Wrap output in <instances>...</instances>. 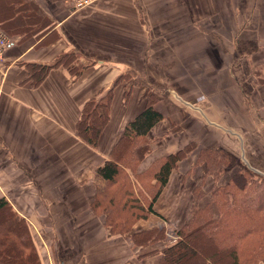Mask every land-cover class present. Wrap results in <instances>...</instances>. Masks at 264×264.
Masks as SVG:
<instances>
[{
  "label": "crops",
  "instance_id": "obj_1",
  "mask_svg": "<svg viewBox=\"0 0 264 264\" xmlns=\"http://www.w3.org/2000/svg\"><path fill=\"white\" fill-rule=\"evenodd\" d=\"M21 2L1 14L12 42L0 76V197L29 222L41 264H160L162 253L144 256L148 248L111 232L93 207L107 186L97 168L148 92L163 119L147 135L141 168L190 142L197 148L156 200L160 215L137 220L134 232L181 227L197 186L207 203L215 180L195 165L200 148L226 149L264 174V80L255 73L264 77V0H100L81 10L33 0L32 23ZM110 88L111 118L94 148L77 121Z\"/></svg>",
  "mask_w": 264,
  "mask_h": 264
},
{
  "label": "trees",
  "instance_id": "obj_2",
  "mask_svg": "<svg viewBox=\"0 0 264 264\" xmlns=\"http://www.w3.org/2000/svg\"><path fill=\"white\" fill-rule=\"evenodd\" d=\"M8 1L11 2L5 0L0 4L1 27V14L12 9L7 6ZM28 3L36 9L39 5L33 0L20 3L24 7V19L32 23L33 9L29 10ZM75 53L72 54L76 56ZM62 62L60 59L56 63ZM33 67L37 68V65ZM83 67V64H75V73ZM46 70L47 66H44L41 71ZM255 73L258 76L256 82H262L264 77L260 70ZM40 79L38 77L37 82ZM112 97V88L92 97L84 104L77 121L80 138L94 148L98 147L111 118ZM146 99L144 110L126 123L109 158L97 168L107 180V186L97 191L93 202L95 210L105 215L111 232L127 235L135 246L148 248L144 256L162 253L160 264L264 263V174L252 170L223 148H200L197 152L195 165L205 164L207 173L215 180L206 204H199L204 191L197 186L190 215L181 227L173 228L171 233L166 226L133 231L137 220L152 213L160 215L154 209L156 200L179 162L197 148L190 142L142 169V162L154 141L147 135L163 119L155 105L158 94L148 92ZM226 175L228 178L223 180ZM32 236L26 218L15 211L6 197H0V264H41ZM161 242L164 243L161 249L155 247Z\"/></svg>",
  "mask_w": 264,
  "mask_h": 264
},
{
  "label": "built area",
  "instance_id": "obj_3",
  "mask_svg": "<svg viewBox=\"0 0 264 264\" xmlns=\"http://www.w3.org/2000/svg\"><path fill=\"white\" fill-rule=\"evenodd\" d=\"M100 0H69L73 10H81L87 7L94 6ZM12 38L0 26V76L6 72L5 50L11 44Z\"/></svg>",
  "mask_w": 264,
  "mask_h": 264
},
{
  "label": "rangeland",
  "instance_id": "obj_4",
  "mask_svg": "<svg viewBox=\"0 0 264 264\" xmlns=\"http://www.w3.org/2000/svg\"><path fill=\"white\" fill-rule=\"evenodd\" d=\"M169 231H170L169 233H171V229H169Z\"/></svg>",
  "mask_w": 264,
  "mask_h": 264
}]
</instances>
